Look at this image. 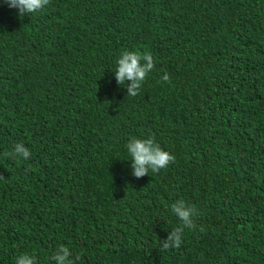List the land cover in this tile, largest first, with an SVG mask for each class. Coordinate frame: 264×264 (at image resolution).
<instances>
[{
  "label": "trees",
  "instance_id": "obj_1",
  "mask_svg": "<svg viewBox=\"0 0 264 264\" xmlns=\"http://www.w3.org/2000/svg\"><path fill=\"white\" fill-rule=\"evenodd\" d=\"M123 50L154 60L134 97ZM132 137L174 162L135 177ZM181 199L197 227L165 249ZM60 245L73 264H264V0H0V264Z\"/></svg>",
  "mask_w": 264,
  "mask_h": 264
},
{
  "label": "clouds",
  "instance_id": "obj_2",
  "mask_svg": "<svg viewBox=\"0 0 264 264\" xmlns=\"http://www.w3.org/2000/svg\"><path fill=\"white\" fill-rule=\"evenodd\" d=\"M9 8L19 10V15L23 16L29 13L42 12L50 0H4ZM115 69V79L118 85L127 84V95L136 96L139 94L142 82L148 74L154 69V60L149 52L136 50H123L117 61ZM164 81L169 80V76L165 73L162 77ZM127 151L131 158V168L135 177L148 175L149 170L153 173L159 172L161 169L168 167L170 162H174L175 157L168 151H165L152 138H136L132 137L126 144ZM10 155L14 157H22L28 159L31 155L28 148L21 143H16ZM171 212L179 220V224L167 233V237L163 239L162 247L179 248L182 243V236L185 229L195 230L197 225L193 219L197 215L196 209L187 206L184 200H177L171 204ZM72 253L70 249L64 245H60L51 257L56 264H73L71 259ZM76 259H79L77 256ZM15 264H36V257L27 252L20 254L15 259Z\"/></svg>",
  "mask_w": 264,
  "mask_h": 264
}]
</instances>
